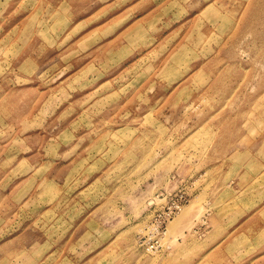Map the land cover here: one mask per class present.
Masks as SVG:
<instances>
[{
  "label": "rangeland",
  "instance_id": "1",
  "mask_svg": "<svg viewBox=\"0 0 264 264\" xmlns=\"http://www.w3.org/2000/svg\"><path fill=\"white\" fill-rule=\"evenodd\" d=\"M263 253L264 0H0V264Z\"/></svg>",
  "mask_w": 264,
  "mask_h": 264
},
{
  "label": "bare ground",
  "instance_id": "2",
  "mask_svg": "<svg viewBox=\"0 0 264 264\" xmlns=\"http://www.w3.org/2000/svg\"><path fill=\"white\" fill-rule=\"evenodd\" d=\"M166 248L169 250L170 245L168 244ZM176 259H177V255L174 258H171V257H167L165 259L163 258L162 261H159V260L155 261L154 259H151V260H147V262L151 264H174Z\"/></svg>",
  "mask_w": 264,
  "mask_h": 264
},
{
  "label": "crops",
  "instance_id": "3",
  "mask_svg": "<svg viewBox=\"0 0 264 264\" xmlns=\"http://www.w3.org/2000/svg\"><path fill=\"white\" fill-rule=\"evenodd\" d=\"M114 220H115V219L112 220V221H113V222H112L113 225L118 227V225H116V224L114 223ZM120 221H122V220H120ZM123 221H124V220H123ZM127 225H128V224H127ZM127 225H126V226H127ZM126 226H125V227H126ZM117 227H116V228H117ZM125 227H123V228H125ZM123 228H122V229H123ZM122 229H118V228H117V230H119V231L122 230ZM201 239H204V238H201ZM175 256H176V255L171 254V255H169L168 257L174 258ZM98 257H99V256H97V259H98ZM260 262H261V264H264V253H263V257L260 259ZM175 263H177V259H176V261L174 262V264H175Z\"/></svg>",
  "mask_w": 264,
  "mask_h": 264
}]
</instances>
